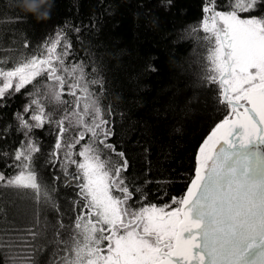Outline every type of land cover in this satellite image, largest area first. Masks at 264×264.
Wrapping results in <instances>:
<instances>
[{
	"label": "snow or ice",
	"instance_id": "obj_1",
	"mask_svg": "<svg viewBox=\"0 0 264 264\" xmlns=\"http://www.w3.org/2000/svg\"><path fill=\"white\" fill-rule=\"evenodd\" d=\"M262 9L264 0H234L228 10H218L217 0H207L202 20L190 29L202 32L197 35L206 53L201 84L216 86L218 103L228 111L199 145L186 193L163 206L131 203L134 193L145 197L139 187L130 191L124 175L129 168L126 154L109 143L115 133L106 118L112 114L111 105L106 109L102 104L104 81L95 66L89 72L84 61L66 63L72 45H61L62 31L46 41L39 54L21 53L10 67L0 62V102L27 86L33 87L29 96L37 97L23 110H32L34 123L17 114L28 138L14 152L17 172H0V185L27 190L37 205L33 228L26 230L28 242L18 246L25 254L14 264H39L45 245L38 241L50 223L37 228L40 213H59L54 185L45 183L33 164V153L40 148L29 135L52 123L58 133L50 156L60 159L63 151L60 167L65 176L68 165L76 166L71 179L79 190L81 210L72 225L57 220V248L50 264H264ZM66 88L72 102L62 99ZM41 97L64 107L59 120L45 111ZM86 136L88 142L81 145ZM77 145L80 150L74 152ZM62 229L67 239L61 238Z\"/></svg>",
	"mask_w": 264,
	"mask_h": 264
},
{
	"label": "trees",
	"instance_id": "obj_2",
	"mask_svg": "<svg viewBox=\"0 0 264 264\" xmlns=\"http://www.w3.org/2000/svg\"><path fill=\"white\" fill-rule=\"evenodd\" d=\"M206 2L173 0L167 5L166 0H53L49 18L38 22L33 14L17 7L16 0H0V62L7 61L5 67L12 66L21 53L39 54L45 42L55 40L56 33L62 31L61 45H72L66 63L84 61L90 65L87 71L91 72L92 66L99 70L104 81L102 104L106 109L111 105L112 114L106 118L112 121L115 133L109 143L126 154L129 168L124 175L130 191L139 187L145 197L134 193L131 203L135 207L163 206L171 204L172 197L182 196L194 173L198 144L227 114L228 109L218 103L217 87L201 84L206 53L197 35L202 32H190L202 20ZM233 3L217 0V8L228 10ZM32 92L33 87L27 86L0 102V172L5 176L17 172L14 152L28 140L17 114L23 113L34 123L32 110L23 112L30 99L37 98L29 96ZM66 93L67 88L62 99L72 102L74 98ZM41 100L54 120L62 117L63 106ZM57 133L52 123L29 134L40 148L39 153H33V164L43 181L54 185L59 206V213H40L36 227L42 229L45 221L50 223L38 241L45 245L39 264H50L53 259L57 220L72 225L81 210L79 190L71 179L76 166L68 165L69 175L65 176L60 167L63 151L58 154L60 159L50 156ZM87 142L86 136L81 145ZM113 159L119 157L113 155ZM36 210L27 190L0 185V264H14L25 254L18 246L28 242L26 230L33 228ZM61 233V238L67 239V230Z\"/></svg>",
	"mask_w": 264,
	"mask_h": 264
},
{
	"label": "clouds",
	"instance_id": "obj_3",
	"mask_svg": "<svg viewBox=\"0 0 264 264\" xmlns=\"http://www.w3.org/2000/svg\"><path fill=\"white\" fill-rule=\"evenodd\" d=\"M16 5L23 11L33 14L39 22L49 18L53 0H16Z\"/></svg>",
	"mask_w": 264,
	"mask_h": 264
},
{
	"label": "water",
	"instance_id": "obj_4",
	"mask_svg": "<svg viewBox=\"0 0 264 264\" xmlns=\"http://www.w3.org/2000/svg\"><path fill=\"white\" fill-rule=\"evenodd\" d=\"M209 133H210V132H209ZM209 133H208V134H209ZM208 134H207V135H208ZM207 135L204 136L203 139H202V140L200 141V143L198 144V146H197V148H196V151H195V155L198 153L199 145L203 142V140L207 137ZM193 177H194V173H193V176L191 177V179H192ZM191 179L189 180L187 186L190 184ZM187 186H186V188H185V190H184V192H183L182 195H184V194L186 193Z\"/></svg>",
	"mask_w": 264,
	"mask_h": 264
},
{
	"label": "rangeland",
	"instance_id": "obj_5",
	"mask_svg": "<svg viewBox=\"0 0 264 264\" xmlns=\"http://www.w3.org/2000/svg\"><path fill=\"white\" fill-rule=\"evenodd\" d=\"M17 201V200H16ZM18 207V203L15 202L14 204V208Z\"/></svg>",
	"mask_w": 264,
	"mask_h": 264
}]
</instances>
